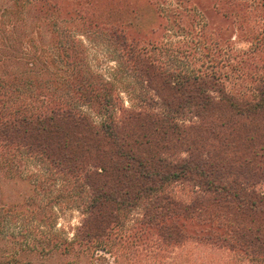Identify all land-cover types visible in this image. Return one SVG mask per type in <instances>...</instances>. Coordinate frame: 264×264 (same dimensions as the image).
Masks as SVG:
<instances>
[{
    "label": "trees",
    "instance_id": "1",
    "mask_svg": "<svg viewBox=\"0 0 264 264\" xmlns=\"http://www.w3.org/2000/svg\"><path fill=\"white\" fill-rule=\"evenodd\" d=\"M255 1L235 6L264 13ZM58 2L0 0V178L31 186L0 204V264H97L145 240L178 248L192 224L264 259V25L246 51L215 42L202 69H176L152 42L64 17ZM77 33L109 48V77L90 71ZM118 83L138 86L127 106ZM68 212L69 239L55 228Z\"/></svg>",
    "mask_w": 264,
    "mask_h": 264
},
{
    "label": "rangeland",
    "instance_id": "2",
    "mask_svg": "<svg viewBox=\"0 0 264 264\" xmlns=\"http://www.w3.org/2000/svg\"><path fill=\"white\" fill-rule=\"evenodd\" d=\"M238 2L240 0H60L58 5L64 17L65 13L74 17L77 11L90 14L100 19V23L96 21L105 28L115 26L128 40L140 44L152 42L159 48L155 55L162 63H171L176 69L187 64L196 70L202 69V64H209L208 58L216 55L215 42L222 48L228 44L229 53H237L246 51L261 34L260 28L264 25L262 8L251 6L252 13L244 16L241 6H235ZM77 40L86 52L90 71L103 78L109 77L117 67L109 48L98 37L88 39L78 34ZM220 57H227V53ZM220 72H227V69ZM136 90V84L116 85L115 92H119L122 106L130 104L129 98L135 96ZM175 192L182 193L179 189ZM27 193L31 194V186L0 178V204L19 201L27 197ZM77 222L75 212L57 215L55 228L62 230L69 239ZM130 225L126 224V229ZM204 232L202 226L192 224L178 248L161 247V250L145 240L128 250L120 245L111 247L103 253H95L92 258L97 259V264H264V259L252 257L238 244H222L221 237Z\"/></svg>",
    "mask_w": 264,
    "mask_h": 264
}]
</instances>
